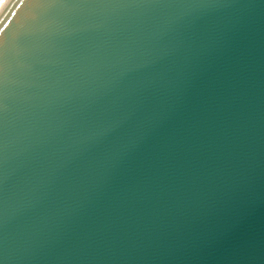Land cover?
<instances>
[{
    "label": "water",
    "instance_id": "1",
    "mask_svg": "<svg viewBox=\"0 0 264 264\" xmlns=\"http://www.w3.org/2000/svg\"><path fill=\"white\" fill-rule=\"evenodd\" d=\"M0 264H264V0H3Z\"/></svg>",
    "mask_w": 264,
    "mask_h": 264
},
{
    "label": "bare ground",
    "instance_id": "2",
    "mask_svg": "<svg viewBox=\"0 0 264 264\" xmlns=\"http://www.w3.org/2000/svg\"><path fill=\"white\" fill-rule=\"evenodd\" d=\"M3 2V0H0V4Z\"/></svg>",
    "mask_w": 264,
    "mask_h": 264
}]
</instances>
